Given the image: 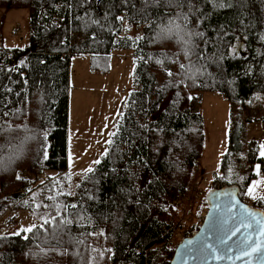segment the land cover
<instances>
[{
  "label": "trees",
  "instance_id": "16d2710c",
  "mask_svg": "<svg viewBox=\"0 0 264 264\" xmlns=\"http://www.w3.org/2000/svg\"><path fill=\"white\" fill-rule=\"evenodd\" d=\"M224 3L0 0L28 14L25 45L0 44V214L30 210L39 221L0 236V264H161L160 252L171 255L179 221L164 210L184 194L203 142L190 93L217 92L229 104L222 175L242 148L240 109L264 97V0ZM120 17L140 25L132 46L117 43ZM241 43L245 54L234 57ZM115 48L131 50L134 88L99 163L73 197L50 183V196L42 194L33 210L23 199L27 188L66 166L70 59L87 55L90 71L106 73ZM256 161L264 174V155ZM230 186L246 202L240 186L225 178L218 184ZM13 192L21 194L9 198ZM261 197L251 205L264 211V186Z\"/></svg>",
  "mask_w": 264,
  "mask_h": 264
},
{
  "label": "rangeland",
  "instance_id": "374dc122",
  "mask_svg": "<svg viewBox=\"0 0 264 264\" xmlns=\"http://www.w3.org/2000/svg\"><path fill=\"white\" fill-rule=\"evenodd\" d=\"M27 22L26 9H7L0 6V44L24 46L27 40ZM119 26L117 43L122 44L128 40L131 46L134 45L141 35L140 25H130L122 19ZM234 48V57L245 54L242 43ZM133 59L130 49H113L106 73L90 71L87 55H75L70 59L66 166L62 172L47 171L42 184V181H36L40 185L34 184L27 188L23 199L28 200L30 205L34 204L33 210L39 208L38 201L43 198L42 194L50 196L44 193L50 183L56 184L59 193L64 192L73 197L75 187L89 173V168L93 170L96 161L103 155L118 119L125 110L124 102L134 88L132 74L136 61ZM189 100L191 110L201 115L203 142L184 194L169 200L172 201L171 211L164 210L167 212L166 217L169 214L179 221L171 228V240L175 245L184 237L183 233L200 225L206 211L205 196L210 190L216 189L223 178L240 186L244 201L250 205L263 195L264 186V174L260 172L256 161L264 152V97L254 96L246 108L240 109V113H243L242 148L230 159L227 172H223V175L219 172V163L227 146L231 126L229 104L217 92H192ZM254 104L256 108L252 107ZM248 115L254 118L250 122L244 120ZM250 187L254 189L253 195L247 194ZM53 196L51 194L50 198ZM8 215L14 218L17 232L39 223L30 210L5 209L0 214V221ZM166 253L167 251L160 252L159 263L171 258Z\"/></svg>",
  "mask_w": 264,
  "mask_h": 264
},
{
  "label": "water",
  "instance_id": "95a60500",
  "mask_svg": "<svg viewBox=\"0 0 264 264\" xmlns=\"http://www.w3.org/2000/svg\"><path fill=\"white\" fill-rule=\"evenodd\" d=\"M20 194L7 196L14 198ZM205 203L200 225L179 240L168 264H264V233L261 232L264 211L240 200L234 186L210 190ZM249 223L251 227L246 226ZM245 238L247 242L241 243ZM257 245L260 251L253 252L252 248Z\"/></svg>",
  "mask_w": 264,
  "mask_h": 264
},
{
  "label": "built area",
  "instance_id": "2783aa9c",
  "mask_svg": "<svg viewBox=\"0 0 264 264\" xmlns=\"http://www.w3.org/2000/svg\"><path fill=\"white\" fill-rule=\"evenodd\" d=\"M44 179H46V172H44V175L38 176L36 181H42ZM17 228L14 218L11 215L5 216L3 221H0V236L14 234L18 231Z\"/></svg>",
  "mask_w": 264,
  "mask_h": 264
},
{
  "label": "snow or ice",
  "instance_id": "6c2138e0",
  "mask_svg": "<svg viewBox=\"0 0 264 264\" xmlns=\"http://www.w3.org/2000/svg\"><path fill=\"white\" fill-rule=\"evenodd\" d=\"M146 2H147V0H146ZM153 2L159 3V0H153ZM171 2H173V0H169V3H171ZM177 2H178V0H177ZM213 2L216 3L218 7H225L224 0H213ZM228 6H230V5H228ZM119 19L122 20L123 17H120ZM197 35H202V34H201V33H197ZM181 67H183V65H181ZM169 74H171V73H169ZM261 155H264V152H262ZM96 163H99V161H96ZM88 171L91 172L92 169L89 168ZM253 191H254L253 187H250V188L248 189V193H247V194H248V195H253ZM253 215H254V214L249 213V216H253ZM256 222L259 223V221H256ZM246 226H247V227H251L252 225H251V223H249V224H247ZM28 231H31V229H28ZM237 231H238V229H237ZM261 232L264 233V227L261 228ZM234 234H235V233H233V235H234ZM246 242H247V238H245V241H241V243H246ZM208 247H209V251H212L211 246H208ZM252 251H253V252L260 251V245H257L256 247L252 248ZM244 254L247 255L248 253L245 252Z\"/></svg>",
  "mask_w": 264,
  "mask_h": 264
},
{
  "label": "flooded vegetation",
  "instance_id": "af4514ba",
  "mask_svg": "<svg viewBox=\"0 0 264 264\" xmlns=\"http://www.w3.org/2000/svg\"><path fill=\"white\" fill-rule=\"evenodd\" d=\"M238 47V46H237Z\"/></svg>",
  "mask_w": 264,
  "mask_h": 264
}]
</instances>
